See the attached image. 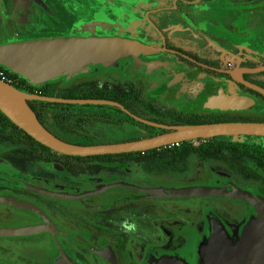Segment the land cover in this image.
Segmentation results:
<instances>
[{"label":"flooded vegetation","instance_id":"obj_1","mask_svg":"<svg viewBox=\"0 0 264 264\" xmlns=\"http://www.w3.org/2000/svg\"><path fill=\"white\" fill-rule=\"evenodd\" d=\"M94 33L156 51L120 59L123 77L57 82L94 96L78 99L123 106L83 103L95 118L58 121L53 130L61 139L113 143L169 131L130 114L168 126L264 122V69L248 70L264 66V0H0V44ZM0 79L22 82L1 64ZM98 111L108 117L97 121ZM28 136L0 117V264H158L170 254L193 262L210 217L240 231L253 209L240 198L162 191L229 184L264 196V135L218 134L88 156L47 149ZM205 144L216 155L198 151ZM191 155L199 160L193 171Z\"/></svg>","mask_w":264,"mask_h":264},{"label":"water","instance_id":"obj_2","mask_svg":"<svg viewBox=\"0 0 264 264\" xmlns=\"http://www.w3.org/2000/svg\"><path fill=\"white\" fill-rule=\"evenodd\" d=\"M156 49L135 40L117 36H58L0 44V64L24 77L34 85L65 77L67 79L87 72L90 65L116 66L120 59L133 58L154 53ZM264 66L248 69L262 70ZM235 75V72H233ZM248 86H258L244 81ZM29 99L59 103H109L103 99H78L53 97L24 92L0 79V112L16 126L40 144L64 154L97 155L124 151L147 150L162 145L192 138L209 137L218 134L264 135V122L229 121L185 125H161L144 120L134 114L132 117L148 124L164 127L169 131L136 140L113 143L77 144L65 141L50 132L37 118L29 106ZM239 99V98H238ZM240 100V99H239ZM211 106L218 105V98L210 100ZM160 193L157 190L150 191ZM166 197L228 196L248 202L253 212L244 221L240 231L228 230L217 216L210 217L208 233L198 242L196 258L187 261L178 254L162 257L158 264H264V196L238 188L235 185L222 186L192 185L172 188ZM9 204L19 205L10 200Z\"/></svg>","mask_w":264,"mask_h":264},{"label":"trees","instance_id":"obj_3","mask_svg":"<svg viewBox=\"0 0 264 264\" xmlns=\"http://www.w3.org/2000/svg\"><path fill=\"white\" fill-rule=\"evenodd\" d=\"M13 72V71H11ZM61 80V78H57L52 81L45 82L41 85H38L37 87L42 90L40 95H46V96H53V97H63V98H94L89 92L81 91L82 93L78 92H71L70 90L60 88L58 87V83ZM30 82L22 77V82L14 83L13 85L27 93L35 94L33 92V86L29 84ZM32 84V83H31ZM38 94V93H36ZM101 97V96H98ZM29 106L32 108V110L35 112L37 118L39 121L54 135H56L59 138H62L59 136V134L53 130L54 126H57L58 121H90L94 117V114L90 112L91 105L88 104H72V103H59V102H50V101H43V100H36V99H29L27 100ZM98 110H104L103 107H97ZM107 114V113H106ZM106 114H101V112H96V118L97 121H100L102 118L108 117ZM0 117L6 118L5 115H3L0 112ZM48 121V123H46ZM194 121H202L200 119H194ZM28 138L33 141L34 143L45 147L49 149L48 147L40 144L39 142L35 141L32 137L28 136ZM91 143V142H89ZM186 143V142H185ZM187 146H183L181 149L187 150ZM198 151H202L203 153H210L211 155H216L214 151V147L211 145H200L198 148Z\"/></svg>","mask_w":264,"mask_h":264},{"label":"rangeland","instance_id":"obj_4","mask_svg":"<svg viewBox=\"0 0 264 264\" xmlns=\"http://www.w3.org/2000/svg\"><path fill=\"white\" fill-rule=\"evenodd\" d=\"M94 35H96L94 33ZM129 64L132 66V64L134 65L133 68L136 67V65L138 64V62H132L130 61ZM118 65L117 64L116 66H103L101 64H97V65H90V67L88 68L89 70H87V72H81L80 74L78 75H75L69 79L65 78V77H61V82L60 84L63 85V86H69V85H74L78 82H81V81H89L90 79H94V78H101V77H110V78H113V79H116L118 76L120 77H123L122 73L124 72L123 71V67L121 68H118ZM128 66V68H131V66ZM95 66H98V68H95ZM113 70H110L108 71L110 68H113ZM136 69V68H135ZM96 70H99V72H97ZM126 72L128 73V70H126ZM130 72H131V76L133 75V72L131 71L130 69ZM121 73V74H120ZM199 160H197L195 158L194 155H191L190 156V161H188L189 163V166H190V169L193 171L195 169V167L197 166V163ZM211 165L217 169L219 168V164L217 162H211ZM174 176V175H173ZM176 177L179 178L180 175L179 174H176ZM226 227L228 228V230L232 231V227L238 229V225H236V223L234 222H226L225 223Z\"/></svg>","mask_w":264,"mask_h":264}]
</instances>
